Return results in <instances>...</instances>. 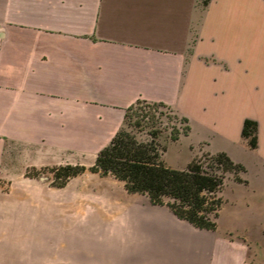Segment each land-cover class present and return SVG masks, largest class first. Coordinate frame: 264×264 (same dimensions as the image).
Returning <instances> with one entry per match:
<instances>
[{
  "label": "crops",
  "instance_id": "1",
  "mask_svg": "<svg viewBox=\"0 0 264 264\" xmlns=\"http://www.w3.org/2000/svg\"><path fill=\"white\" fill-rule=\"evenodd\" d=\"M142 99L188 117L189 132L167 143L197 130L192 157L224 150L245 180L226 179L216 228L146 193L109 197L120 208L105 262L264 264V0H0V155L9 139L71 135L98 152ZM0 264H24V249L0 244Z\"/></svg>",
  "mask_w": 264,
  "mask_h": 264
},
{
  "label": "rangeland",
  "instance_id": "2",
  "mask_svg": "<svg viewBox=\"0 0 264 264\" xmlns=\"http://www.w3.org/2000/svg\"><path fill=\"white\" fill-rule=\"evenodd\" d=\"M160 110L165 112L161 115L165 125L159 140L167 145L162 158L171 166H186L193 156L189 142L196 141L199 132L193 130L190 137L167 143L176 117H170L174 111L166 107L152 108L150 112L158 116ZM177 122L182 127L186 124L179 119ZM128 128L140 137L149 135V125ZM52 138L50 143L45 139H9L3 145L0 244L22 247L24 264H31L32 249L39 251V264H107L105 254L110 259L113 253L112 219L119 210L118 203L110 198H126L123 183L90 170L99 142L71 135V143L62 144L60 137ZM212 145L217 143L212 141ZM196 150L197 155L205 153ZM204 163L208 164V159ZM66 165L84 166V170L63 182V177L57 178L55 172ZM221 196L224 212L228 213L230 189L223 190Z\"/></svg>",
  "mask_w": 264,
  "mask_h": 264
},
{
  "label": "trees",
  "instance_id": "3",
  "mask_svg": "<svg viewBox=\"0 0 264 264\" xmlns=\"http://www.w3.org/2000/svg\"><path fill=\"white\" fill-rule=\"evenodd\" d=\"M208 1L204 0L205 3ZM159 107L170 109L160 101L146 99L127 107L122 125L97 152L90 170L121 181L128 193H146L152 202L169 205L178 217L198 227L216 228L215 218L222 204L220 192L226 179L234 174L236 180L244 181L241 173L245 166L224 150L196 154L183 168L167 164L162 158L167 145L159 140L165 125L161 115L165 112L160 110L158 116L150 112L152 108L157 110ZM170 117H176L172 124V139L189 132L188 117L179 116L176 112ZM178 119L186 124L182 127ZM143 125L150 126L146 137H140L128 128H141ZM242 135L249 139L252 147L257 146L258 124L255 118L247 117L243 121ZM206 159L208 164L204 163ZM83 170L84 166L66 165L58 168L55 176H62L64 182Z\"/></svg>",
  "mask_w": 264,
  "mask_h": 264
}]
</instances>
